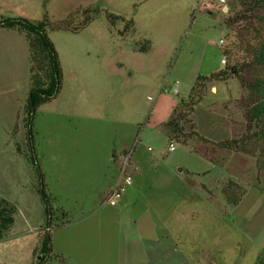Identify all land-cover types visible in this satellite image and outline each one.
Listing matches in <instances>:
<instances>
[{"label": "rangeland", "instance_id": "rangeland-1", "mask_svg": "<svg viewBox=\"0 0 264 264\" xmlns=\"http://www.w3.org/2000/svg\"><path fill=\"white\" fill-rule=\"evenodd\" d=\"M89 5L102 11L80 30L47 31L61 85L31 124L27 39L0 27V200L13 208L0 264H38L42 187L51 209L42 264H255L264 249V129L247 120L248 91L237 79L195 84L224 69L223 54L227 64L250 61L262 33L255 11L243 0H227V9L215 0H0V15L60 20L79 11L76 24ZM105 11L133 20L127 37ZM130 35L149 50L138 52L147 41ZM257 73L252 66L245 78ZM180 99L189 104L184 132H195L186 143L162 124ZM126 154L132 181L112 206L106 198Z\"/></svg>", "mask_w": 264, "mask_h": 264}, {"label": "trees", "instance_id": "trees-1", "mask_svg": "<svg viewBox=\"0 0 264 264\" xmlns=\"http://www.w3.org/2000/svg\"><path fill=\"white\" fill-rule=\"evenodd\" d=\"M250 6V10L255 13L251 14L250 17L255 22V32L262 33L259 35V40L255 45L249 46L250 61H235V63H228L224 66V69L219 70L216 73H212L209 76H199L195 84L200 88H204L207 82L211 80H225L227 78H235L239 81L240 86L248 91L249 107L247 109L248 121L254 125L261 123V128L264 129V0H243ZM227 9V5L224 6ZM81 20L74 24V14L79 11L72 13L71 15L60 20H50L47 15L44 14L43 18L37 21H32L24 17H4L0 15V27L6 29H14L19 33H23L28 43V55L30 59L29 67V91L26 97L24 106L25 117L29 124H31L32 117L37 107L49 99L53 98L60 89L62 72L60 61L55 50L53 42L47 35L48 30H67L76 32L82 27L86 26L87 23L91 22L97 15L102 11L99 6L89 5L84 8H80ZM105 17L111 25H115L116 22L124 23L122 29L118 31V35L122 36L129 32L134 25L132 19H126L121 15L105 11ZM147 41V40H146ZM150 47V42L147 41L138 47L140 52H145ZM259 70L258 75L254 78H245L248 69L251 67ZM194 103V102H193ZM186 106H189L188 102L180 99L178 105L173 108L169 115V119L163 122V126L169 136H182L180 140L182 143H186L194 131L184 132L182 122L186 120L188 115L187 112L183 111ZM31 129L29 128V134L31 136ZM191 134V136H190ZM264 136V135H263ZM187 138V140L185 139ZM264 138V137H263ZM204 139V138H203ZM29 140V137H27ZM205 140V139H204ZM196 147V146H195ZM194 147V148H195ZM199 151V150H197ZM29 160L35 164V156L29 155ZM116 160V159H115ZM39 170L38 165H36ZM41 176V175H40ZM41 184L43 182L41 181ZM41 199L44 202V213L46 216V228L43 235L38 241V245L35 248V253H40L38 264H42L48 257L50 251V219L48 215L51 213L49 208V195L46 194L44 188L40 189ZM229 202L236 204L237 198H233L231 194L225 192ZM244 191H241L242 195ZM0 204L3 206L0 208V237L2 231L7 229L8 226L13 222L12 212L13 208L8 206L4 200H0ZM255 264H264V249L257 256Z\"/></svg>", "mask_w": 264, "mask_h": 264}, {"label": "built area", "instance_id": "built-area-1", "mask_svg": "<svg viewBox=\"0 0 264 264\" xmlns=\"http://www.w3.org/2000/svg\"><path fill=\"white\" fill-rule=\"evenodd\" d=\"M213 1V0H211ZM216 3L221 4L222 7L226 6L227 0H215ZM203 4L205 3L206 6H209L210 4H212V2H202ZM218 45L219 47L223 50V48L227 45V42L225 39L223 38H219L218 40ZM220 63L222 65H226L227 64V57L223 54V56L220 58ZM179 89V84L177 81H175L172 84V90L173 93H177ZM167 93V89L164 87H160L158 89V95ZM148 98H151L148 96ZM152 99V98H151ZM168 148L170 150H174L175 149V143L173 141H171L169 143ZM129 157L130 154H126L124 157H122V160L120 162V168H119V174L118 177L116 179V181L114 182L107 198H106V202L109 203L110 205L114 206L116 205V203L118 202V200L121 198L123 192L125 191L126 187L128 185H130L131 181H132V177L130 174L127 173V167L129 165Z\"/></svg>", "mask_w": 264, "mask_h": 264}, {"label": "crops", "instance_id": "crops-1", "mask_svg": "<svg viewBox=\"0 0 264 264\" xmlns=\"http://www.w3.org/2000/svg\"><path fill=\"white\" fill-rule=\"evenodd\" d=\"M120 37H127L126 35H124V36H120ZM133 37V36H132ZM131 37V35H130V38H131V40L129 39V41H133V42H135L136 41V39L138 40V41H140L142 38H144V37H139V38H135V41H134V38H132ZM145 39V38H144ZM145 40H147V39H145ZM137 41V42H138ZM130 43V42H129ZM150 48V47H149ZM130 49L132 50V51H134V52H137L138 50H136V48L132 45V43H131V45H130ZM149 50V49H148ZM138 52H140V51H138ZM142 53V52H141ZM163 97H165V96H163ZM168 101V98H163L160 102H159V107H158V111H160V110H162V108H161V106L163 105V104H165V102H167ZM167 117H168V115H167ZM166 119H164L163 120V122L165 121Z\"/></svg>", "mask_w": 264, "mask_h": 264}, {"label": "water", "instance_id": "water-1", "mask_svg": "<svg viewBox=\"0 0 264 264\" xmlns=\"http://www.w3.org/2000/svg\"><path fill=\"white\" fill-rule=\"evenodd\" d=\"M114 159V158H113Z\"/></svg>", "mask_w": 264, "mask_h": 264}]
</instances>
